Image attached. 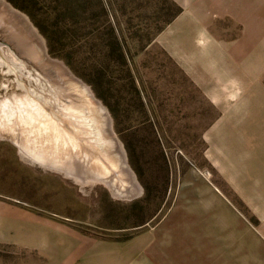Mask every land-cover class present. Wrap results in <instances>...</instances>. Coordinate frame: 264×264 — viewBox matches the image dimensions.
Masks as SVG:
<instances>
[{
  "label": "rangeland",
  "instance_id": "obj_1",
  "mask_svg": "<svg viewBox=\"0 0 264 264\" xmlns=\"http://www.w3.org/2000/svg\"><path fill=\"white\" fill-rule=\"evenodd\" d=\"M193 1L0 0V15L31 35L38 56L25 58L0 36V101L21 96L22 83L36 84L34 75L55 79L57 67L45 63L61 62L108 116L106 125L102 115L111 155L119 159L113 144L125 153L126 163L119 162L120 174L113 176L129 181L131 172L136 183L118 180L134 193L127 196L103 180H90L83 166L63 168L75 172L74 178L47 163H31L11 141L15 132L0 127V226L5 216L14 240H20L24 211L32 235L38 232L36 219L44 217L86 235L125 240L179 209L184 183L210 177L197 159L203 148L199 132L214 108L198 96L161 42L165 28ZM5 60L16 64L17 74ZM77 155L84 160L82 150Z\"/></svg>",
  "mask_w": 264,
  "mask_h": 264
},
{
  "label": "crops",
  "instance_id": "obj_2",
  "mask_svg": "<svg viewBox=\"0 0 264 264\" xmlns=\"http://www.w3.org/2000/svg\"><path fill=\"white\" fill-rule=\"evenodd\" d=\"M193 2L161 42L214 108L197 159L210 177L184 183L179 209L125 240L44 217L32 235L24 211L18 241L4 216L0 264H264V0Z\"/></svg>",
  "mask_w": 264,
  "mask_h": 264
},
{
  "label": "bare ground",
  "instance_id": "obj_3",
  "mask_svg": "<svg viewBox=\"0 0 264 264\" xmlns=\"http://www.w3.org/2000/svg\"><path fill=\"white\" fill-rule=\"evenodd\" d=\"M29 35L11 18L0 15V36L19 54L35 61L38 56ZM5 63L8 71L17 74L16 64L6 60ZM48 70L52 69L48 67ZM33 78L35 85H31V81L30 85L22 83L21 96L17 97L15 94L0 101V127L15 132V134L10 133V137H22L23 143L19 139L22 151L33 159L47 163L50 167L65 168L72 164L74 159L79 160L77 154L81 142L84 148L81 149L83 157L80 156L84 159L89 175L99 180L109 175V168L116 169L115 174H117L121 170L120 163L117 157L111 155V144L104 133V119L100 108L80 102L77 107L67 106L60 111L53 108L51 113L46 114L42 104L55 101L57 95L54 93L49 99L44 97L42 79L36 75ZM81 137H86V141Z\"/></svg>",
  "mask_w": 264,
  "mask_h": 264
},
{
  "label": "water",
  "instance_id": "obj_4",
  "mask_svg": "<svg viewBox=\"0 0 264 264\" xmlns=\"http://www.w3.org/2000/svg\"><path fill=\"white\" fill-rule=\"evenodd\" d=\"M47 60H48V63H45V64L46 65H49V64L55 65L58 69V74H57V77L55 79L49 77L50 76L49 74L48 75H45V74L42 75L44 77V80H43L44 90L42 92V95L44 97H47L48 99L51 98L54 93H56V95H57L55 98V101H51L50 103L48 101V103L42 104V108L46 114L51 113L53 108H56V110L60 111L63 107H67V106L77 107L78 103H80V102H86V103H89V105H91V107L100 108V110L102 109L98 105V102L92 98V96L88 92L87 88L84 87L80 81L76 80L70 74V72L64 67V65L61 62L55 61V60H49V59H47ZM101 114L105 116V118H104L105 124L108 125V123H109L108 116L102 112H101ZM107 131H108V133H111L109 128H107ZM10 139L14 143V145L16 146V148H17V150L21 156H24L31 163H35V164L41 165L43 167H48L44 163L39 162L38 160L33 159L31 156L24 153L21 149L19 138L10 137ZM81 139H85V141H86V137H81ZM81 139H79V140H81ZM113 139H114V141H116V139L114 137H113ZM79 146H80L79 150L84 148V144H82L81 142H80ZM113 149L119 155V159H118L119 162L120 163H126L125 153H124L123 149L120 147L114 146V144H113ZM107 153L109 154V152H107ZM104 162H106V161H104ZM73 164H74V166L82 167L84 162L79 161L78 159H74ZM105 164H106V166H108L107 163H105ZM48 168H51V167L49 166ZM52 169H55V168H52ZM126 169L128 170V172H130V170L127 167H126ZM59 170L64 171L65 174L71 175L74 178L77 176V174L75 172H68L63 168H61V169L59 168ZM109 171H110V173L108 176L101 177L99 180H103L106 184H108V186L112 189V191H116L118 193L125 192L127 196L134 195V193H131V190H128V187L125 184H122V183L118 184V180L121 179V181H122V179H125L126 182H128V183L130 182L131 185H135L136 183L133 181V175L131 174V172H130V178L131 179L128 181L124 177L120 178L118 176H113L116 173V171L114 169L109 168ZM110 182H113V183L110 184Z\"/></svg>",
  "mask_w": 264,
  "mask_h": 264
}]
</instances>
